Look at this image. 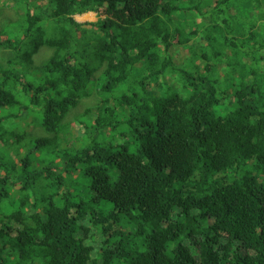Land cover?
<instances>
[{"label": "trees", "instance_id": "trees-1", "mask_svg": "<svg viewBox=\"0 0 264 264\" xmlns=\"http://www.w3.org/2000/svg\"><path fill=\"white\" fill-rule=\"evenodd\" d=\"M34 1L0 0V264H264V0Z\"/></svg>", "mask_w": 264, "mask_h": 264}, {"label": "rangeland", "instance_id": "rangeland-1", "mask_svg": "<svg viewBox=\"0 0 264 264\" xmlns=\"http://www.w3.org/2000/svg\"><path fill=\"white\" fill-rule=\"evenodd\" d=\"M34 2H36L37 5H44L47 3V0H35ZM187 4H188L187 0H182L181 4L179 6L181 8H183V7H186L185 5H187ZM30 8L32 9L31 6H30ZM6 11L7 10H3V12H0V19L6 17ZM81 16H84V15L78 14V15L74 16V20L79 24L82 23V24L87 25L89 23L96 22L98 20V18L103 19L102 17L98 16V14L96 15L95 13H93V16H86L83 18H78ZM50 54H51V50L48 47L47 48L43 47V46L39 47V51L33 57V61H32L31 66H30V71H31L32 75L37 76L38 72H41L40 70L37 69V67L39 65L45 63L48 60ZM172 55L174 56V59L176 60L177 63L183 62L184 58H183V54H182L181 50H178V51L175 50L172 53ZM92 93H93V91H92ZM83 104H84V106H88L90 108L91 112H93V115L96 113L98 105L96 104V101L92 97L83 100ZM28 120L30 123H32L31 119H28ZM69 120H70V127H69V132L67 133V137H68L67 145L70 144L72 148L78 147L79 145L83 146L85 139L92 135L93 130L92 129L84 130L83 127H80V130L77 131L76 123L74 122V117H70ZM32 125H34V124L32 123ZM34 126H36V125H34ZM29 132H32V134H33L36 131L30 129ZM39 132L41 133V135L43 137H51V135L45 131H43V134H42V131H39ZM73 132H75L74 136H76V138H77L76 140H74L75 138L73 136V134H74ZM33 141H34L33 138H30L29 140H27V142H33ZM75 142H77V143L73 146V143H75ZM2 144L3 143L0 142V146ZM8 153H9V156H11V157L14 156L12 151H9ZM37 154H38V152L36 153V155ZM18 159L19 158L15 157V156L12 157V160L16 161L17 163L19 162ZM35 164H36V161H33V166H35ZM19 187H20V183H18L16 185V188H19ZM107 210H110V205H109V208H107ZM95 246H98V242L95 244Z\"/></svg>", "mask_w": 264, "mask_h": 264}, {"label": "clouds", "instance_id": "clouds-1", "mask_svg": "<svg viewBox=\"0 0 264 264\" xmlns=\"http://www.w3.org/2000/svg\"><path fill=\"white\" fill-rule=\"evenodd\" d=\"M88 13L93 14V12H88ZM85 14H87V13H83V14H81V15H85ZM95 14H96V13H95ZM76 15H78V14H76ZM76 15H74V16H76ZM74 16H73V19H74ZM92 81H93V80H92ZM92 89H93V87H92V88H89V90H88L89 93L91 92ZM92 91H93V93L91 92V94H92V96H93L95 90H92ZM91 94H90V95H91ZM194 244H195V241L193 240V241H192V245H194ZM196 246H197V245L195 244V245H194V250L196 249Z\"/></svg>", "mask_w": 264, "mask_h": 264}, {"label": "bare ground", "instance_id": "bare-ground-1", "mask_svg": "<svg viewBox=\"0 0 264 264\" xmlns=\"http://www.w3.org/2000/svg\"><path fill=\"white\" fill-rule=\"evenodd\" d=\"M86 16H93V14H91V13H88V14H86V15H84V16H81V17H78V18H83V17H86ZM77 18V19H78ZM82 24V23H81Z\"/></svg>", "mask_w": 264, "mask_h": 264}]
</instances>
